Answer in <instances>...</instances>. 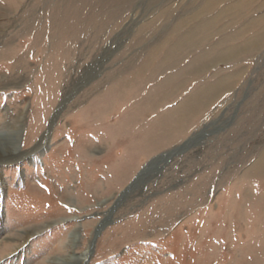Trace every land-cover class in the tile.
<instances>
[{"label":"rangeland","instance_id":"rangeland-1","mask_svg":"<svg viewBox=\"0 0 264 264\" xmlns=\"http://www.w3.org/2000/svg\"><path fill=\"white\" fill-rule=\"evenodd\" d=\"M19 123L0 264H264V0H0Z\"/></svg>","mask_w":264,"mask_h":264},{"label":"bare ground","instance_id":"bare-ground-1","mask_svg":"<svg viewBox=\"0 0 264 264\" xmlns=\"http://www.w3.org/2000/svg\"><path fill=\"white\" fill-rule=\"evenodd\" d=\"M178 47H180V46H178ZM22 131H23V125H22V123H19V126H17V128H12L11 131L8 129L7 132L6 131L0 132V133H2V135L0 134V162L1 163L2 162H8L10 160H20L24 156L25 157L29 156L32 158V155L35 152H40L48 146V144H49V136H48L49 131L46 134H44V136H42L40 138L39 142L32 149L22 152L19 149V144H20V141L22 138ZM159 160H160L159 157L151 160L148 163L149 166L147 165L148 166L147 169H144L145 170L144 172L146 173L147 170L149 171L150 168L156 167L158 165L157 162ZM141 173L142 172H140L137 175L135 180L139 178ZM3 182H5V181L3 180ZM3 197H4V193L1 191L0 201L3 200ZM105 223H106V220L96 227L95 231L93 232V238H92L90 244L88 245V247L86 249H84V251H82V253L77 254L76 251L72 250L71 253L66 255V256L56 257L55 261H57V263H59V264L86 263L87 260L90 258L92 252H93L94 242H95L94 240L97 237L98 233H100V231H101L102 227L105 225ZM0 230H1V227H0ZM74 244L75 243H73V245Z\"/></svg>","mask_w":264,"mask_h":264}]
</instances>
